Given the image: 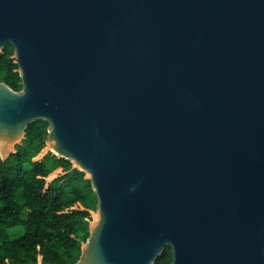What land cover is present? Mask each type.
<instances>
[{"label":"water","instance_id":"1","mask_svg":"<svg viewBox=\"0 0 264 264\" xmlns=\"http://www.w3.org/2000/svg\"><path fill=\"white\" fill-rule=\"evenodd\" d=\"M0 157L38 120L97 212L75 264H264V0H0Z\"/></svg>","mask_w":264,"mask_h":264},{"label":"trees","instance_id":"2","mask_svg":"<svg viewBox=\"0 0 264 264\" xmlns=\"http://www.w3.org/2000/svg\"><path fill=\"white\" fill-rule=\"evenodd\" d=\"M0 82L22 90L11 44L0 52ZM48 130L46 121L30 124L14 152L0 157V231L22 228L0 238V264H75L89 238L98 206L91 180L47 148ZM172 262L166 247L156 264Z\"/></svg>","mask_w":264,"mask_h":264},{"label":"rangeland","instance_id":"3","mask_svg":"<svg viewBox=\"0 0 264 264\" xmlns=\"http://www.w3.org/2000/svg\"><path fill=\"white\" fill-rule=\"evenodd\" d=\"M20 233H22V228L21 227L3 229V230L0 231V238L5 237V236L6 237H10V238H14V237H17Z\"/></svg>","mask_w":264,"mask_h":264}]
</instances>
